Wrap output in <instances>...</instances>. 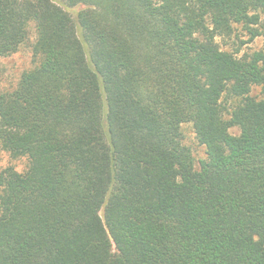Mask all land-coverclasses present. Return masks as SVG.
<instances>
[{
  "label": "trees",
  "instance_id": "1",
  "mask_svg": "<svg viewBox=\"0 0 264 264\" xmlns=\"http://www.w3.org/2000/svg\"><path fill=\"white\" fill-rule=\"evenodd\" d=\"M31 25L0 94L29 163L0 171V264H264V48L217 40L264 37V0H0V58Z\"/></svg>",
  "mask_w": 264,
  "mask_h": 264
},
{
  "label": "rangeland",
  "instance_id": "2",
  "mask_svg": "<svg viewBox=\"0 0 264 264\" xmlns=\"http://www.w3.org/2000/svg\"><path fill=\"white\" fill-rule=\"evenodd\" d=\"M81 8L70 9L69 13L75 16ZM218 43L225 51L237 54L238 57L249 55L255 51L264 48V37L260 36L255 39H250V34L243 26H235L233 34L230 37L218 38ZM36 41V33L34 26L29 28V36L26 42L20 47L19 51L7 58H0V94L13 91L19 82L23 72L31 69L34 65L33 48ZM252 96L256 99H263L261 88L254 87ZM184 144L191 150L195 160L196 168L199 167V162L206 159V151L201 146L195 136L191 124L182 126ZM232 134L237 135L238 130L232 128ZM28 159L26 157L13 158L4 151L0 146V171L12 168L19 173H23L28 168Z\"/></svg>",
  "mask_w": 264,
  "mask_h": 264
}]
</instances>
